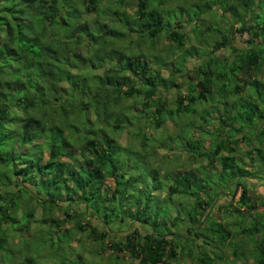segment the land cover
Here are the masks:
<instances>
[{
    "label": "trees",
    "instance_id": "16d2710c",
    "mask_svg": "<svg viewBox=\"0 0 264 264\" xmlns=\"http://www.w3.org/2000/svg\"><path fill=\"white\" fill-rule=\"evenodd\" d=\"M73 1L0 0V264H56L54 258L62 259L60 264H81L86 251L83 239L88 240L90 248L85 255H90L92 264L96 258L99 259L97 264H122L125 259L127 264H169L184 257H188L191 264L217 261L220 264H264V210L255 215L251 212L258 201L264 205V193L253 197L247 192L243 178L252 176L251 171L243 166L240 158L237 161L233 156L232 141L225 138V143L216 142L210 150L203 147L196 153L206 159L205 170L210 174L217 170L218 184L209 181L211 185L205 187V182L199 178L200 187L192 189L187 188L191 175L175 176L173 184L167 188H156L154 201L151 188H144L146 193H143L142 188H130L120 181L128 175L119 171L120 166L116 164L114 150L118 142L112 134L120 130L123 122L131 121L129 116L115 109L123 85H127L126 96L141 94L143 108L149 110L150 101H155L157 114L160 108H167L169 114L179 113L189 107L188 103L206 97L214 101L216 95L221 98L218 107L223 114L238 104L243 105L244 90H257V84L264 87V20L250 23L243 17L235 21L238 16L237 19L231 17L229 23V19L224 21L220 15L224 32L215 33L205 27L208 37L216 36L206 57L226 68L225 77L232 86L227 88L221 83L223 72L214 70L215 65L202 70L197 63L194 73L187 74L189 89L184 95L174 97L175 106L171 109L165 105L167 99L161 97L160 89L175 83L172 77L177 71L174 68L169 67L165 77H153L144 60H133L130 55L123 59L120 55L115 62L121 60V64L114 65L109 72L89 75V69L111 59L100 46L107 37L115 36L118 34L115 31L121 32V28L129 32L134 24L138 26V34L144 33L151 41L165 33L180 53L183 47L192 45L185 43L192 25H196V17L189 16L191 23L186 19V27L179 21L170 26L149 0H135L130 14L112 9L118 24L124 25L113 28L111 21L108 24L103 19V2L114 1L118 7L127 4L126 0H80L79 6ZM260 1L255 2L260 4ZM249 2L240 1L245 7L244 16L247 12L251 16ZM229 8L236 13L233 6L225 7L224 11ZM84 13L98 22L99 27L94 26L97 30L91 28L94 22L89 23V18L82 20ZM242 32L247 35L246 46L237 50L230 44L231 36ZM94 42L98 45L92 47L94 59H90L79 49L85 44L86 48L90 47ZM222 47H229L232 56L212 55ZM186 56L187 53L183 61ZM212 77L219 79L217 91L212 87L216 86L212 85ZM133 78L141 87L130 84ZM255 94L253 96H259V92ZM254 99L245 104L250 108L245 118L249 122L264 114L263 101L260 97ZM222 115L218 120L223 124L226 117ZM160 121L154 119L157 126ZM239 135L245 138L244 133ZM259 135H264L263 129L259 130ZM260 147L263 145L254 146L256 153H260ZM221 149L229 155L219 158L217 164L211 163L221 156ZM208 164L214 167L208 168ZM106 179L111 186L106 184ZM237 187L240 190L236 200L217 205L233 218L223 221L212 211L209 216L205 215L217 194L228 195L229 189L233 194ZM157 195L164 196L161 199ZM184 195L192 197L189 204L183 205L172 197L181 199ZM24 198L40 207L42 226L29 229V221L34 219L31 207L34 205L23 203L26 208L17 216L15 208ZM158 200L171 201V208H162ZM55 209L69 217L68 224H64L63 218L54 217ZM236 217L240 218L237 233H243L248 241L252 238L254 246L230 240V250L225 253L220 246L225 245L230 224ZM125 220L137 222L145 230L133 226L116 239L105 228L117 224V230L125 229ZM176 228L185 232L181 235L183 238H175ZM40 229L48 233L47 242L43 244L48 250V260L44 263L39 260V248L32 244L33 236L40 233ZM105 248L108 251L103 260L101 255ZM227 254L232 258L226 259Z\"/></svg>",
    "mask_w": 264,
    "mask_h": 264
},
{
    "label": "rangeland",
    "instance_id": "374dc122",
    "mask_svg": "<svg viewBox=\"0 0 264 264\" xmlns=\"http://www.w3.org/2000/svg\"><path fill=\"white\" fill-rule=\"evenodd\" d=\"M134 1L135 0H126L127 4L118 7L115 6L116 3L114 1V3L110 1L109 4L104 1L102 5L103 7L105 6L103 8L105 12L103 19L106 20L105 22L107 23L108 21H111L112 23L110 26L113 28L118 27V25L124 27V25L118 24L119 20L117 19L116 14L114 15L112 13V9L116 8L115 11H122L126 14H130L134 9ZM240 1L241 0H149L148 2L151 5L153 4V6H157L156 9L161 13L164 20L170 22V26H172V22L174 24L175 21H179L182 26L186 27V19L191 23V20L188 19L189 16L194 19L196 17L195 22L193 21L196 25H192V29L189 32V38L185 43V45H188L189 43L192 44L191 47L185 46L179 53V51L174 48V43L171 44L165 33H160L156 38H154L153 41H151V39L144 37V33H142L143 35H139L137 31L138 26L134 24V29L129 30V32L125 28H121V32L119 30L115 31V34L118 33L115 36L114 34H111L107 37L106 42L100 46L104 52L110 56L111 59L107 61H100V64L97 63L95 67L93 66L92 69H89V75H101L104 71L109 72L113 67H115L114 65L121 64V60H119L117 63L115 62L116 58L120 55L123 59L130 55L133 60H144L147 64L148 70L152 71L153 77H165L168 74L169 67L174 68V70L177 71L172 77L175 83L167 89H160L161 97L167 99L165 105L169 108L171 107V109L174 108V97L177 94L184 95V93L189 89L186 82L188 80L187 74L194 73V69L196 70L197 68V63H199L198 67L202 70H207L208 68L210 69L213 67V65H215L214 70L221 73L223 72V75H221V83L225 84L226 87L229 88L232 86V82L225 77L224 71H226V68L223 66L221 67V65L217 63H212L206 57L208 48L216 36L211 34V37H208L206 35L208 34L207 28L205 27L208 26L210 30L215 33L217 31L220 32L221 30L224 32L225 28L220 22V15H222L224 21L229 19V23H231V17L237 19L238 16V19L235 21H239L241 18L243 19V17H245V19L247 18L250 23L264 20L263 0L260 1V4H257V2H255L256 0H250L248 4L250 8L248 6L247 7L251 12V16H249L248 12L247 14L245 13L246 16H244L243 10L245 7L241 5ZM73 2L77 4V6L80 5V0H75ZM229 6H233L237 14L233 12L232 8L224 11L225 7L227 8ZM254 11L255 13H253ZM81 18L82 20L89 18V23H91L90 21H93L94 25H90V27L92 26L91 28L94 26L99 27L98 22L94 21V18L90 14L84 13L82 14ZM234 25L235 24L233 23V26ZM95 29L97 30V28ZM101 29L104 30L102 26ZM246 38L247 35L245 32L234 33V35L231 36L230 44L237 50H241L246 46L244 42ZM97 45L98 44H95L94 42L90 47L86 48L85 44V46L82 45L79 50L88 58L94 59L92 47L94 48ZM231 52L232 50H230L229 47H222L217 49L214 53H212V55L232 56ZM186 53L187 56L183 61L182 58L186 55ZM188 53L191 55H188ZM131 80L132 81H130V84L141 87L139 86L138 80H135L134 78ZM216 82H219V79L212 77V85H216L212 87L217 91V89H220L218 88L220 85ZM257 87V90L256 88L244 90L242 93H246V95H244L245 98L241 102L243 105L238 104L237 107L232 110L228 109L226 112H224V114L223 112L221 113L222 108L218 107V102L221 100V98L217 97V95L214 96V101H212L209 97H206V99H197L193 103H188L189 107H185V110H180L179 113L172 111L169 114L167 112V108H160L161 111H159L160 113L157 114L154 112L155 101H150L151 106L149 110L143 108L144 106L140 104L143 101L141 94L133 93L132 95L126 96L124 93L127 90V85H123L122 91L118 94L120 99H118L117 103L115 104V109L118 112L125 113L127 116H129L131 121L123 122L124 124H122L119 128L120 130L112 132L114 138L118 142L115 144L116 149L114 150L116 164L120 166L118 167V169H120L119 171L128 175L127 178L126 176L122 177L120 181H122L125 185H129L130 188L131 186H133L132 188H142L143 193H146V189L144 190V188H151L154 201L156 200V188H167L168 185L173 184V179L175 176H181L183 174L189 176L191 175L189 178L190 187L187 188L192 189L200 187L197 184L199 182V178H202V182L206 183L203 185L205 187L207 185H211L209 181L218 184L217 181L219 179L216 175L217 170H213L212 174L205 170L207 169L205 167L206 159L197 156L196 153L203 147L210 150L211 147L215 146L216 142L225 143V138H227V140L234 142H231V146L234 148V151H232L233 156L237 161V158H240V161H242L244 164L243 166L251 171L250 173L252 176L243 178V182L247 186V192L253 197L262 195L264 193V149H262L264 148V135H259V130H264V114H262L263 117L260 118L261 120L257 119L256 116L253 118V121L251 120V122L245 120L247 114L250 113V108L245 105L248 101L254 102V97L256 99L260 97V101H263L264 103V87L260 84H257ZM255 92H259L258 97L253 96V94L256 95ZM220 114H223L222 116L226 117V120L223 124L218 120ZM156 118L161 120V123L158 126L154 123V119ZM108 121L111 123L112 119L109 117ZM241 133L245 134V138H242L239 135ZM260 145H263V147H260V153H256L254 146L257 148V146ZM248 149L250 151L246 153ZM220 153L221 154L219 155L221 156L215 157V160H213L214 162L211 163L217 164L221 158L225 157V155H229L224 149H221ZM210 166H212V168L214 167V165H209L207 167L211 168ZM225 176L226 175H224V177ZM106 184L111 186L109 179H106ZM26 186L30 188L29 185ZM153 188H155V190ZM239 190L240 188L237 187L234 189L233 194H231L232 189H229L228 195L217 194L218 197H216L212 202V208L208 209L205 212V215L209 216V214L212 212H217L223 221L233 218V216L228 215L227 212L225 213L223 208H217V205L228 204L231 200H236L239 195ZM163 196L157 195V197L161 199ZM166 197L168 199L167 195ZM172 197H174L175 200L179 199L181 202H183V205L189 204L192 199V197H189L190 199L187 198L186 195H184L185 198L181 199L180 196ZM158 201L160 202L159 204L162 208H171L169 205L171 204V201ZM23 203L26 206H35H31L34 208V219L29 221V229L39 227L40 225L42 226V224L39 223L41 209L39 206H36L33 201H27L25 198L22 199V201H18L17 207L15 208L17 216L21 214L23 208H26L24 207ZM263 207L264 205L260 204V201H258L251 209L252 215L257 213L261 214L264 210ZM52 213L54 217H57V219L63 218L65 221L64 224H68L69 217H65L60 210L55 209ZM215 219L217 220L216 217ZM239 219V217H236L233 221V224H230L231 231L225 240V245H219L221 247L220 249L223 252L225 251V253L230 250V247L228 246L230 240H238L243 246H254L252 238L250 241H248L247 238H243V233H237L238 228H236V226L240 224ZM21 220H23V217ZM123 224H125L126 227L122 230L116 229L119 228L116 226L117 224H109L105 228L109 231L111 236L113 237L114 235V238L116 239L121 238L122 235L128 231V228L131 229L133 226L139 227L141 231L145 230L138 224H134V222L125 220L123 221ZM39 232L40 233L33 236L32 244L35 248H39V260L43 261L42 263H44L48 260V250L45 247L46 245H43L44 242H47L46 239L48 233H46L47 231L45 229H40ZM175 233L177 234L175 238L181 239L183 238L181 235H183L185 232L179 228H176ZM257 236L258 234H255V237ZM12 239L14 242L16 241L15 237ZM82 241L84 242L83 248L86 249V251L83 253L84 255L82 254L84 256L83 258L85 259L81 260V264H92V259L89 257L90 255H85L87 253V249L90 248L87 242L88 240L83 239ZM107 251V248L102 251L101 257L103 260L105 259L104 255L107 253ZM227 255L226 259L232 258L231 254ZM61 260L62 259L54 258L56 264H60ZM119 260L121 263L122 260ZM126 260L127 259L123 260L122 264H127ZM223 260H225L224 257ZM93 263H99V259L96 258L95 261L93 260ZM191 263L192 261L188 257H184L178 258L177 261H172L169 264ZM215 264H220V262L217 261Z\"/></svg>",
    "mask_w": 264,
    "mask_h": 264
},
{
    "label": "crops",
    "instance_id": "0c3cea01",
    "mask_svg": "<svg viewBox=\"0 0 264 264\" xmlns=\"http://www.w3.org/2000/svg\"><path fill=\"white\" fill-rule=\"evenodd\" d=\"M134 224H138V223H137V222H134ZM101 226H102V227H104V225H103V224H102ZM141 227L143 228V226H141Z\"/></svg>",
    "mask_w": 264,
    "mask_h": 264
}]
</instances>
